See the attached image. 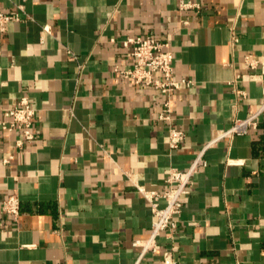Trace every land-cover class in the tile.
I'll return each mask as SVG.
<instances>
[{"label":"crops","instance_id":"obj_1","mask_svg":"<svg viewBox=\"0 0 264 264\" xmlns=\"http://www.w3.org/2000/svg\"><path fill=\"white\" fill-rule=\"evenodd\" d=\"M180 1L0 0L24 8L0 34V120L25 96L36 110L35 140L0 131V264H163L170 248L177 264H264V113L205 152L174 238L142 258L135 246L155 220L137 187L164 191L171 168L187 171L263 101L244 58L264 55V0H186L201 6L186 14ZM139 36L169 42L174 78L193 82L173 95L172 124L158 90L115 72ZM171 126L186 135L176 151ZM11 195L18 219L2 210Z\"/></svg>","mask_w":264,"mask_h":264},{"label":"built area","instance_id":"obj_2","mask_svg":"<svg viewBox=\"0 0 264 264\" xmlns=\"http://www.w3.org/2000/svg\"><path fill=\"white\" fill-rule=\"evenodd\" d=\"M201 6L192 1L181 0L179 10L183 13L190 11H199ZM24 8L19 5L17 11H5L0 5V34L8 31L12 22L22 20ZM185 25L189 24L188 20L183 21ZM236 41V40H235ZM112 43H116L113 38ZM122 44L125 48L130 49L132 65L127 69L115 68L122 81L131 80L137 85H145L158 90L164 96V103L159 114V121L173 123V95L181 90L184 86L190 87L193 82L187 79L174 78V56L171 51V45L167 41H160L152 36L128 37ZM246 67L252 72L258 70V73H249L247 80L264 81V55L255 58L247 55L244 58ZM236 90L239 98H245L247 93L243 90ZM263 101L260 108L252 112L246 118H236L233 126L227 130H220L216 137L207 145L200 149L190 168L187 171H180L171 168L166 179L167 188L164 191L148 190L144 186H138V192L150 204L155 216L150 236L143 241L135 242V246L142 247L141 258L146 252L157 253L159 249L158 238L166 233L168 238L173 239L178 229L176 217L181 214L183 208L182 198L191 193L193 187V177L200 166H207L204 154L208 148L215 145L218 141L225 138H232L235 135H244L259 126L260 117L264 113V86L262 87ZM36 110L31 105L28 97H23L19 106L6 110L3 119L0 120V131L10 135L20 132L22 138L18 140L17 146L23 147L25 142H31L36 139L33 131ZM185 133L174 126L170 127L169 148L171 151L178 150L185 140ZM12 157L5 159L6 164L10 163ZM164 203V205H162ZM3 212L18 219L21 214V201L17 195H11L2 203ZM163 264H177L174 257V249H167L163 253Z\"/></svg>","mask_w":264,"mask_h":264}]
</instances>
